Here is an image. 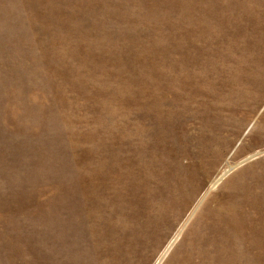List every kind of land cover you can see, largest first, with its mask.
<instances>
[{
  "label": "rangeland",
  "instance_id": "374dc122",
  "mask_svg": "<svg viewBox=\"0 0 264 264\" xmlns=\"http://www.w3.org/2000/svg\"><path fill=\"white\" fill-rule=\"evenodd\" d=\"M0 264H264V0H0Z\"/></svg>",
  "mask_w": 264,
  "mask_h": 264
},
{
  "label": "bare ground",
  "instance_id": "6f19581e",
  "mask_svg": "<svg viewBox=\"0 0 264 264\" xmlns=\"http://www.w3.org/2000/svg\"><path fill=\"white\" fill-rule=\"evenodd\" d=\"M170 244H171V243H170ZM170 246H171V245H170ZM167 248H168V247H167ZM167 248H166L165 250H167ZM164 252H165V251H164ZM164 252H163V254H164ZM163 254L161 255V257L163 256ZM161 257H160V258H161ZM160 258H159V259H160Z\"/></svg>",
  "mask_w": 264,
  "mask_h": 264
}]
</instances>
